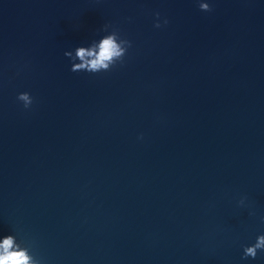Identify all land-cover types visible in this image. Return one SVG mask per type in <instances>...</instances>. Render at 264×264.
<instances>
[{
  "label": "clouds",
  "instance_id": "obj_1",
  "mask_svg": "<svg viewBox=\"0 0 264 264\" xmlns=\"http://www.w3.org/2000/svg\"><path fill=\"white\" fill-rule=\"evenodd\" d=\"M202 11H211L208 3H200L199 5ZM159 14H157L158 16ZM167 23V21H165ZM156 27H160L157 23ZM108 25L104 26V31H107ZM131 44L128 40L122 39L119 36L118 31L113 30L110 34L104 35L99 44L94 41L90 48L77 47L75 56L73 57L71 52H65L64 55L72 60L71 71L73 72H88L99 73L102 71H109L117 62L123 63L124 57L127 52V48ZM78 59L80 63H75ZM17 99L23 102L25 108H28L33 103V98L27 92L20 93ZM243 200H241V204ZM12 237H7L3 244L0 245V264H32L29 256L25 251H9L12 246ZM258 250L264 251V234L259 235L256 238V242L251 246L244 247L243 259L252 258L255 259Z\"/></svg>",
  "mask_w": 264,
  "mask_h": 264
}]
</instances>
